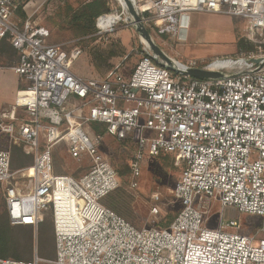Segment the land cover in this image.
Segmentation results:
<instances>
[{
    "label": "built area",
    "instance_id": "obj_1",
    "mask_svg": "<svg viewBox=\"0 0 264 264\" xmlns=\"http://www.w3.org/2000/svg\"><path fill=\"white\" fill-rule=\"evenodd\" d=\"M117 1L119 12L98 17L101 32L115 31L121 21L136 28L126 1ZM131 2L141 22L161 35L178 36L193 12L243 19L244 37L254 49L236 59L184 63L155 53L141 36L142 56L129 72L119 63L104 78H84L73 71L82 54L79 46L67 50L65 43L50 41L49 28L17 16L19 0H0V40L6 38L19 52L13 70L29 83L22 99L26 117L17 124L21 118L13 106L0 114V130L14 135L17 127L15 142L34 157L30 167L17 171L25 177L29 170L28 179L13 182L10 151L0 147V184L10 223H32L37 229L51 211L56 241L54 258L36 251L30 260L0 257V264H264V0ZM116 16V22L107 23ZM234 60L250 68L222 76L223 66H212ZM191 68L221 76L183 73ZM73 97L82 103L66 109ZM19 100L17 94L15 104ZM95 124L134 147L132 188L139 186L148 157L168 153L182 165L174 190L181 208L167 227H137L101 202L121 178L98 149L102 136L87 132ZM62 140L73 158L88 163L83 174L55 172L52 148ZM152 199L157 215L159 194ZM212 200L222 210L262 216L263 223L254 234L221 225L209 229L205 222ZM27 201L33 208L30 221ZM239 225L235 218L227 223Z\"/></svg>",
    "mask_w": 264,
    "mask_h": 264
},
{
    "label": "rangeland",
    "instance_id": "obj_2",
    "mask_svg": "<svg viewBox=\"0 0 264 264\" xmlns=\"http://www.w3.org/2000/svg\"><path fill=\"white\" fill-rule=\"evenodd\" d=\"M85 1L34 0L35 6L31 10L27 9L29 2L24 4L23 9L27 14V18H30L31 21L50 29V41L65 43L66 49L69 50L75 46L82 49V54L73 63V71L76 74L84 78H104L119 63H122L123 69L129 72L142 56V48L145 44L141 41L140 33L135 27L126 26L124 21L116 25L115 31L101 32L96 21L94 33L89 35L77 34L70 24L71 15ZM110 6V12L120 11L117 0H110ZM113 19L114 17L108 18L107 23L113 22ZM149 31L153 41L163 52L184 63L195 60L199 64H207L214 59L225 57L236 59L242 52L249 51L246 48L242 49L244 45L250 44L244 37L245 21L225 14L193 12L188 16L184 29L178 36L161 35L152 29H149ZM144 41L147 44L145 39ZM18 55L20 57L19 53ZM125 56H128V58L123 61ZM18 62L11 65L4 61L0 62V114L16 106V116L21 118L16 121L17 124L21 122L22 118L26 117L23 100L20 99L18 104H15L17 94L18 91L29 86V83L13 70ZM225 62L227 61L212 64L216 67L223 66L222 76L235 75L250 68L248 64L240 61L234 60L224 64ZM260 66L264 67V63H261ZM216 77L211 74L205 78L213 79ZM81 103V100L74 98L66 105V109L79 106ZM87 132L92 137L96 134L102 136V142L98 149L115 166L120 175L122 173L120 186L101 199L102 203L124 216L137 227L158 226L165 220L163 218L164 214H178L181 205L175 197L174 190L182 175L183 167L178 164L174 155L159 154L148 157L139 178V186L132 188L130 186V164L134 156V147L106 134L104 126L99 124L89 127ZM16 135L17 127L14 135L3 133L0 130V147L8 151L12 150L14 146L23 147L15 142L13 136ZM52 156L55 172L57 173L79 176L88 167L86 166L88 163L79 162L72 157L64 140L58 142L52 148ZM21 169L15 170L12 168L15 174L12 178L13 182L19 180L20 184H23L24 180L28 179L26 177L30 171H24L25 177H23V172H17ZM4 192V185L0 184V217L8 216ZM155 194L160 196L159 213L157 215L152 213V206L155 204L152 196ZM232 218H235L240 225L227 226L228 221ZM262 223V216L241 212L232 207H226L222 210L220 202L212 200L209 204V212L206 215L205 226L209 229H218L221 225L227 231L254 234ZM41 224V231L39 228H33V257L35 252L39 250L41 257L54 258L56 255V241L51 211L45 212ZM37 248L38 250H36ZM31 258H27V260Z\"/></svg>",
    "mask_w": 264,
    "mask_h": 264
},
{
    "label": "trees",
    "instance_id": "obj_3",
    "mask_svg": "<svg viewBox=\"0 0 264 264\" xmlns=\"http://www.w3.org/2000/svg\"><path fill=\"white\" fill-rule=\"evenodd\" d=\"M30 0H19V8L17 10V16L24 21L27 18V14L23 9L24 4ZM111 11L110 0H86L82 6L74 10L71 15L70 24L74 27L75 31L79 35H89L94 33L95 23L97 18ZM244 45V44H243ZM242 47V46H241ZM253 50L254 45L250 42L247 46H243L242 49ZM69 50V49H67ZM18 51L11 45L6 39L0 40V62H7L11 65L19 61ZM18 64V63H17ZM75 72V71H74ZM76 98L73 97L71 101ZM96 125V124H95ZM11 154V168L21 169L32 164L33 155L26 153L23 147L14 146L10 150ZM165 155H171L168 153H161ZM118 171V170H117ZM124 173V172H123ZM119 176L120 173L118 171ZM176 215V214H175ZM175 215L164 214V219L157 227H167L174 219ZM41 224V223H40ZM40 224L38 225L41 231ZM42 225V224H41ZM32 223L11 225L10 220L7 217H0V257L2 258H14L20 260H27V258L33 257L34 238H33ZM38 250V248H37ZM39 254V250H38ZM32 259V258H31Z\"/></svg>",
    "mask_w": 264,
    "mask_h": 264
},
{
    "label": "water",
    "instance_id": "obj_4",
    "mask_svg": "<svg viewBox=\"0 0 264 264\" xmlns=\"http://www.w3.org/2000/svg\"><path fill=\"white\" fill-rule=\"evenodd\" d=\"M125 1L127 3V6L129 8V11H130L134 21L136 22L137 31L147 41V43L150 45L151 49L155 53H158L163 58H166L165 53L153 41L149 29L141 22L140 16H139L138 12L136 11L134 5L132 4L131 0H125ZM256 61L259 62V60H256ZM183 73H188L190 75L197 76V77H203V78H205L211 74H213L217 77L221 76V74L218 72H214V71H210V70L202 69V68H191L187 71H184Z\"/></svg>",
    "mask_w": 264,
    "mask_h": 264
},
{
    "label": "bare ground",
    "instance_id": "obj_5",
    "mask_svg": "<svg viewBox=\"0 0 264 264\" xmlns=\"http://www.w3.org/2000/svg\"><path fill=\"white\" fill-rule=\"evenodd\" d=\"M34 6H35V2H34V0H31L28 3V5H27V9L28 10H31ZM117 20H118V17L116 16V17H114L113 22H111V23H114ZM111 23H108V24H111ZM240 62L241 63H244V64H247V62H244L242 60H240ZM27 94H29V93L25 92L24 89H22V90L19 91L18 97L21 98V99H23V98H25V95H27ZM32 209L33 208H32L31 201H27V203H26V220H28V221L32 220V218H33L31 216L32 215Z\"/></svg>",
    "mask_w": 264,
    "mask_h": 264
},
{
    "label": "crops",
    "instance_id": "obj_6",
    "mask_svg": "<svg viewBox=\"0 0 264 264\" xmlns=\"http://www.w3.org/2000/svg\"><path fill=\"white\" fill-rule=\"evenodd\" d=\"M19 94V93H18ZM21 99V98H20Z\"/></svg>",
    "mask_w": 264,
    "mask_h": 264
}]
</instances>
